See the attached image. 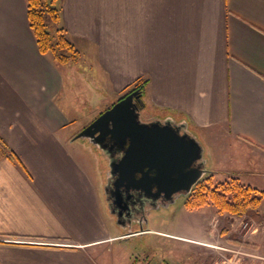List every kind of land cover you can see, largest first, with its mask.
Here are the masks:
<instances>
[{"label": "crops", "instance_id": "obj_1", "mask_svg": "<svg viewBox=\"0 0 264 264\" xmlns=\"http://www.w3.org/2000/svg\"><path fill=\"white\" fill-rule=\"evenodd\" d=\"M56 3L75 64L39 53L26 0H0V139L23 166L0 155V264H96L91 251L124 236L74 135L137 82L162 122L212 146V179L264 191V0ZM175 238L191 245L174 264L264 262V199L242 217L211 209Z\"/></svg>", "mask_w": 264, "mask_h": 264}, {"label": "water", "instance_id": "obj_2", "mask_svg": "<svg viewBox=\"0 0 264 264\" xmlns=\"http://www.w3.org/2000/svg\"><path fill=\"white\" fill-rule=\"evenodd\" d=\"M140 99L138 91L128 94L100 114L74 140L87 139L104 155L102 143L106 136L120 143L129 141L119 163L108 164L110 175L118 174L115 190L124 187L126 191H143L148 195L155 187L157 195L163 194L167 200L176 194L187 197L207 173L198 163L202 149L188 133L181 134L169 123H141L137 107ZM149 172L153 176L149 177ZM137 174L143 177L137 179Z\"/></svg>", "mask_w": 264, "mask_h": 264}, {"label": "rangeland", "instance_id": "obj_3", "mask_svg": "<svg viewBox=\"0 0 264 264\" xmlns=\"http://www.w3.org/2000/svg\"><path fill=\"white\" fill-rule=\"evenodd\" d=\"M137 83L138 85L142 83L141 87L143 88H145L146 86L144 84L145 82ZM126 89L122 92H125ZM121 94L115 101L104 104L98 114H101L105 110H108L115 102L120 99ZM140 103L144 105L142 103V99H140ZM144 106V110L141 112L140 116L141 121H163V118L161 116L155 114V112L151 110L152 107H149L148 105ZM96 117L97 115L95 116V118ZM92 120V118L86 119V122L81 128V131L89 124L88 122H92ZM193 136L195 138V141L200 145L202 149L201 167L207 171L206 175L202 178L204 179L205 177L211 175V173L213 172L212 167L214 166L215 162V153L212 146L208 144L206 145L200 139L199 135L195 134ZM81 144V147L84 150L82 154L89 158L91 171H93V178L97 187L100 209L107 223V226L110 229L111 234L113 236H121L124 233L128 234L130 232H136V234H132L133 236L127 238H116L110 242L108 241L105 244L94 248V250L91 251L90 254L92 258L95 259L96 264H166V262L168 264H174L176 262L174 259L177 258L175 252L179 249L180 253H182L183 249L185 250L191 245L188 244V242L176 239L175 237L194 238V236L200 232L203 220L210 217L211 209H213L215 213H218L216 212L217 209L211 204L203 206L196 210H188L184 205L186 197L182 194H177L166 206L158 205L155 208L147 207L143 211L142 216L134 220L131 224H128L125 227L117 224L114 217L108 210L106 200L107 190L109 189V167L107 163V157L106 155H104L102 150H99L95 146H92V144H90L87 139L76 140L75 145ZM4 152V154L8 153L6 151ZM4 154L1 153L0 155L6 157ZM241 156L244 157L245 154L241 153ZM213 175L214 176L212 179V183L214 184L225 180L216 178L215 174ZM218 176L221 177L223 176V174L219 173ZM242 216L243 215L235 217ZM227 231L228 230L225 229L224 234H226ZM233 237L236 236L233 235ZM26 247L36 248L37 246ZM200 247L201 245H198L196 251V255L198 257H200V255L198 254L201 249ZM2 255L4 254H1L0 252V259L2 258ZM201 259L203 260V256L201 257ZM257 263L264 264L263 261H258ZM216 264H219V262H216Z\"/></svg>", "mask_w": 264, "mask_h": 264}, {"label": "trees", "instance_id": "obj_4", "mask_svg": "<svg viewBox=\"0 0 264 264\" xmlns=\"http://www.w3.org/2000/svg\"><path fill=\"white\" fill-rule=\"evenodd\" d=\"M57 0H26L27 18L39 53L48 56L57 66L71 65L78 61L80 52L60 25V12ZM145 84V83H144ZM142 83L128 87L120 99L132 91H143ZM0 151L13 163L23 168L19 158L6 148L0 139ZM264 199L260 191L230 177L225 181L212 183V176L201 179L187 195L185 207L196 210L212 205L219 214L227 213L241 216L255 210Z\"/></svg>", "mask_w": 264, "mask_h": 264}, {"label": "flooded vegetation", "instance_id": "obj_5", "mask_svg": "<svg viewBox=\"0 0 264 264\" xmlns=\"http://www.w3.org/2000/svg\"><path fill=\"white\" fill-rule=\"evenodd\" d=\"M138 110V120L141 123L150 124L155 122H162L160 120L143 122L140 119L141 112L144 110V106L141 104H137ZM99 116V115H98ZM163 124L169 123L167 121L162 122ZM161 123V124H162ZM180 133V128L176 127ZM129 141L126 140L125 143H120L118 140L112 138L110 135L106 136L102 145L104 146V150L108 157L107 163L110 164L115 162L116 164L122 159L124 152L128 147ZM110 150V151H109ZM146 171V170H145ZM109 176V189L107 190V206L110 214L114 217L117 224L121 226H127L131 224L134 220L140 218L143 214V211L147 208H155L159 206H166L171 201L174 195L170 199H165L164 195H157L155 187L152 188L151 192L147 195L143 191H135L129 190L126 191L124 187H120L118 190H115L114 184L118 179V174L111 176L108 172ZM149 177L153 176V172H149ZM143 177L140 174L136 175V178L139 179ZM128 234H136V232H130ZM127 235V234H123ZM133 236V235H132Z\"/></svg>", "mask_w": 264, "mask_h": 264}]
</instances>
